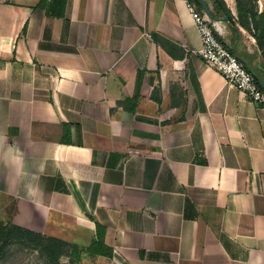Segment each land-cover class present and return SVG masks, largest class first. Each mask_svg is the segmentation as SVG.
<instances>
[{"label":"crops","instance_id":"obj_1","mask_svg":"<svg viewBox=\"0 0 264 264\" xmlns=\"http://www.w3.org/2000/svg\"><path fill=\"white\" fill-rule=\"evenodd\" d=\"M224 1L264 83V0ZM202 47L186 0H0V222L79 264H264V108Z\"/></svg>","mask_w":264,"mask_h":264},{"label":"built area","instance_id":"obj_2","mask_svg":"<svg viewBox=\"0 0 264 264\" xmlns=\"http://www.w3.org/2000/svg\"><path fill=\"white\" fill-rule=\"evenodd\" d=\"M201 35V54L208 64L218 70L231 85L245 92L249 98L264 108V87L248 69L233 48L216 34L213 21L203 13L193 0H186Z\"/></svg>","mask_w":264,"mask_h":264},{"label":"trees","instance_id":"obj_3","mask_svg":"<svg viewBox=\"0 0 264 264\" xmlns=\"http://www.w3.org/2000/svg\"><path fill=\"white\" fill-rule=\"evenodd\" d=\"M213 2L216 12L214 10H211V13L214 16L224 14L226 15L227 19L231 21V23H234L231 11L227 8L225 1L213 0ZM198 4L202 5L201 1L198 0ZM254 17L255 16H253V19ZM261 24L263 25L262 27H260L261 25L259 26L258 23L257 24L255 23V30H256L255 36L257 37L258 40L264 41V19L261 20ZM257 30H261V32L258 34ZM2 237H5V239L8 241L28 239L34 244L35 247L42 249V251L45 252L51 258L53 264H79L80 261L82 249L78 246L74 247L72 253L73 257L69 262L61 261L62 256L67 255L68 247H70V244L59 238L44 237L41 235H37L36 233H33L32 231L20 226L1 223L0 238ZM3 251H4V247L1 246L0 256L2 255ZM94 253H101V252L95 251ZM111 254L112 252L109 255Z\"/></svg>","mask_w":264,"mask_h":264},{"label":"rangeland","instance_id":"obj_4","mask_svg":"<svg viewBox=\"0 0 264 264\" xmlns=\"http://www.w3.org/2000/svg\"><path fill=\"white\" fill-rule=\"evenodd\" d=\"M242 7L247 11H253L246 13L253 18L254 10L259 6L257 0H241ZM261 30H257L259 34ZM1 224V222H0ZM4 247V251L0 256V264H53L51 258L42 251L37 249L34 244L28 239H19L14 241H8L5 237L0 238V247ZM67 260V261H66ZM71 260V247H68L67 255L62 256V262H69Z\"/></svg>","mask_w":264,"mask_h":264},{"label":"water","instance_id":"obj_5","mask_svg":"<svg viewBox=\"0 0 264 264\" xmlns=\"http://www.w3.org/2000/svg\"><path fill=\"white\" fill-rule=\"evenodd\" d=\"M203 5H204V7H205V9H206V11H207V13H208V15H209V17H210V19L212 20V21H216V17L210 12V10H209V8H208V6H207V4H206V2L203 0ZM243 60V59H242ZM244 61V60H243ZM245 62V64L247 65V67H248V69L255 75V77L258 79V81L262 84V86L264 87V83L262 82V80L260 79V77L257 75V73L252 69V67L246 62V61H244Z\"/></svg>","mask_w":264,"mask_h":264}]
</instances>
